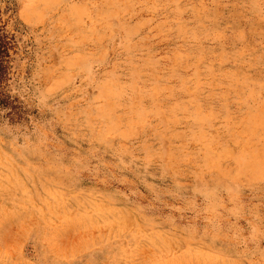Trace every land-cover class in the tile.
<instances>
[{
  "label": "rangeland",
  "instance_id": "obj_1",
  "mask_svg": "<svg viewBox=\"0 0 264 264\" xmlns=\"http://www.w3.org/2000/svg\"><path fill=\"white\" fill-rule=\"evenodd\" d=\"M0 264H264V0H0Z\"/></svg>",
  "mask_w": 264,
  "mask_h": 264
},
{
  "label": "trees",
  "instance_id": "obj_2",
  "mask_svg": "<svg viewBox=\"0 0 264 264\" xmlns=\"http://www.w3.org/2000/svg\"><path fill=\"white\" fill-rule=\"evenodd\" d=\"M6 36L3 35V33L0 30V82L2 80V77L5 75L4 70L6 68L5 62H6V56H7V44L8 42L5 40ZM4 102V97L2 93L0 92V104ZM4 105V104H2Z\"/></svg>",
  "mask_w": 264,
  "mask_h": 264
}]
</instances>
